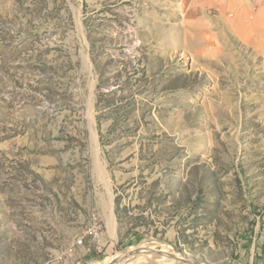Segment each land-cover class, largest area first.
I'll return each mask as SVG.
<instances>
[{"label":"rangeland","instance_id":"obj_1","mask_svg":"<svg viewBox=\"0 0 264 264\" xmlns=\"http://www.w3.org/2000/svg\"><path fill=\"white\" fill-rule=\"evenodd\" d=\"M194 7L0 0V264H264V52Z\"/></svg>","mask_w":264,"mask_h":264},{"label":"crops","instance_id":"obj_2","mask_svg":"<svg viewBox=\"0 0 264 264\" xmlns=\"http://www.w3.org/2000/svg\"><path fill=\"white\" fill-rule=\"evenodd\" d=\"M193 3L194 16L200 10L204 16L211 12L210 21L225 22L231 34L264 52V0H193Z\"/></svg>","mask_w":264,"mask_h":264},{"label":"bare ground","instance_id":"obj_3","mask_svg":"<svg viewBox=\"0 0 264 264\" xmlns=\"http://www.w3.org/2000/svg\"><path fill=\"white\" fill-rule=\"evenodd\" d=\"M106 221H107V226H108V231H109V233L111 234V235H113V221H114V219H113V215H112V212L110 211V213H107V215H106ZM145 247H147V246H145ZM141 248L142 247H137V248H135L134 250H133V252L132 253H125V254H122V256L121 257H117V258H115L114 259V261L115 262H117L118 264H131V262L134 260V258L136 257V255L137 254H139L140 253V251H141ZM148 248V250H150V249H153V247H147ZM145 248H142V250H144ZM154 250V249H153ZM174 253V255L176 256V257H182L181 256V254H178V253H176V252H173ZM183 258V257H182ZM183 261V260H182ZM185 261H189V262H185ZM184 263H186V264H189V263H193V264H196L195 262H193V261H191V260H189V259H187V258H185V260H184Z\"/></svg>","mask_w":264,"mask_h":264},{"label":"built area","instance_id":"obj_4","mask_svg":"<svg viewBox=\"0 0 264 264\" xmlns=\"http://www.w3.org/2000/svg\"><path fill=\"white\" fill-rule=\"evenodd\" d=\"M87 233H89L93 239H96L99 237V227L98 224L96 223V221H93L89 226L88 229L86 231ZM81 240V239H80ZM79 240V243H81V241Z\"/></svg>","mask_w":264,"mask_h":264}]
</instances>
